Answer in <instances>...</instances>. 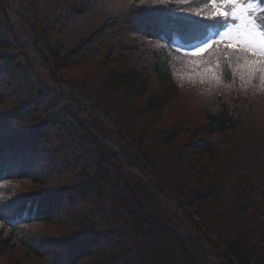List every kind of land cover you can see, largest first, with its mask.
I'll return each instance as SVG.
<instances>
[{"label":"trees","instance_id":"1","mask_svg":"<svg viewBox=\"0 0 264 264\" xmlns=\"http://www.w3.org/2000/svg\"><path fill=\"white\" fill-rule=\"evenodd\" d=\"M224 33L233 85L264 0H0V264H264V75L176 77Z\"/></svg>","mask_w":264,"mask_h":264},{"label":"rangeland","instance_id":"2","mask_svg":"<svg viewBox=\"0 0 264 264\" xmlns=\"http://www.w3.org/2000/svg\"><path fill=\"white\" fill-rule=\"evenodd\" d=\"M219 13V12H218ZM212 22V21H210ZM213 22H218V19H214ZM248 31V30H247ZM230 36H232V33H229ZM245 37H243V40H245L246 43H252L256 45V41H254L253 37H255L256 40H259L258 35L256 33H244ZM234 35V33H233ZM253 40V41H252ZM255 42V43H253ZM258 47L264 48V43L259 42ZM244 58L239 63H234V60L230 63L231 68V75L234 76L235 83L233 85H230L229 83H223V78L221 74V60L216 58L214 63H211L209 65L205 64H192L190 67L187 63L181 64L178 62L177 64V78L180 77L181 73H187L190 79H186L185 81H181L180 79V88L181 90H184L186 101H190L192 105H196L202 101V98H195V96H202L205 98L210 99L211 95L215 92V87H218L219 91L222 90L221 88H225L224 90L229 92H237L240 90L241 92L244 91L243 87H247L249 85L254 77V72L257 71L260 74L264 75V64L261 60H259L256 56H252L249 53H244ZM232 56V55H231ZM233 57V56H232ZM231 58V57H230ZM246 65L245 68L241 69L240 65ZM212 65V66H210ZM264 77V76H263ZM230 85V87H226ZM199 86V88H197ZM202 88H206L207 91H204ZM155 91L161 90V86L158 83H155L154 86ZM204 91V92H203ZM199 92V95H198ZM260 136L264 137V134H261Z\"/></svg>","mask_w":264,"mask_h":264},{"label":"clouds","instance_id":"3","mask_svg":"<svg viewBox=\"0 0 264 264\" xmlns=\"http://www.w3.org/2000/svg\"><path fill=\"white\" fill-rule=\"evenodd\" d=\"M201 47H195L192 49L184 50L182 55H178L175 57L176 61L181 64H211L214 63L216 58L219 57L220 53L215 50V45L211 46V48H208L205 51H197ZM230 55L233 56L234 63H239L244 58L243 52H233L230 53ZM230 87V85L226 86ZM199 88V86L197 87ZM204 91H207L206 88H202ZM252 90L258 91V88H253Z\"/></svg>","mask_w":264,"mask_h":264},{"label":"snow or ice","instance_id":"4","mask_svg":"<svg viewBox=\"0 0 264 264\" xmlns=\"http://www.w3.org/2000/svg\"><path fill=\"white\" fill-rule=\"evenodd\" d=\"M213 3H214V0H213ZM218 11H219L218 8H214V11H212V12H207V15H215ZM203 12H205L204 9L199 10V14H202ZM225 14H226V13H225ZM226 39H235V38L232 37V36H230L229 33H224V35H222V36L220 37L219 40L214 41V42H211V43H209V44H207V45H204L202 48L198 49L197 51H205V50H207L208 48H211L212 43H220L221 41L226 40ZM188 66L190 67L191 64H188ZM239 67H240L241 69H243V68L246 67V65L242 64V65H240ZM179 78H180L181 81H185L186 79H190V77L188 76L187 73H181ZM258 91H264V85H262V86L258 89Z\"/></svg>","mask_w":264,"mask_h":264}]
</instances>
